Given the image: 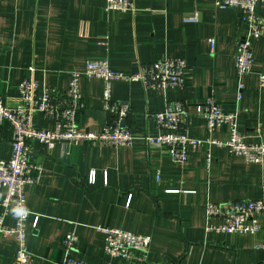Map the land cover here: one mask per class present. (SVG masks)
I'll list each match as a JSON object with an SVG mask.
<instances>
[{"label": "crops", "instance_id": "obj_1", "mask_svg": "<svg viewBox=\"0 0 264 264\" xmlns=\"http://www.w3.org/2000/svg\"><path fill=\"white\" fill-rule=\"evenodd\" d=\"M133 1L136 12L125 13L107 10V0H0V92L11 106L20 104L18 86L25 78L33 75L41 85L62 92L70 73L83 70L88 58L107 57L115 70L126 73L167 56L189 64L183 86L147 89L140 81H113V98L131 108V145L63 140L50 148L32 142V158L42 166L38 182L26 187L33 264L64 260L68 232L78 235L73 255L86 264H142L110 260L100 226L150 235L145 264H264V219L255 234L222 233L208 230L206 214L209 202L260 198L264 162H249L213 146L208 164V149L198 146L182 165L166 148L145 139L164 131L151 114L163 111L170 100L190 105L189 133L207 138L205 119L192 105L214 98L224 111L237 110L248 142H264V86L259 79L264 73V31L254 42L253 70L242 77L245 88L238 100L236 43L245 33L239 9L218 8L215 0ZM257 11L264 17V0L257 3ZM195 13L196 22L186 20ZM80 87L84 106L78 127L101 131L108 120L104 81L82 77ZM34 122L39 128L54 126L41 113ZM227 132L223 127L214 136L224 138ZM13 134V126L4 121L0 160L11 157ZM5 222L14 224L11 217ZM17 248L15 237L0 234V264H13Z\"/></svg>", "mask_w": 264, "mask_h": 264}, {"label": "built area", "instance_id": "obj_2", "mask_svg": "<svg viewBox=\"0 0 264 264\" xmlns=\"http://www.w3.org/2000/svg\"><path fill=\"white\" fill-rule=\"evenodd\" d=\"M259 0H215V6L222 9H239L245 25V33L237 40L235 65L238 72L237 98L241 99L245 85L242 77L253 70V45L264 31V17L257 11ZM107 10L136 12L133 0H107ZM198 14L187 16V21L196 22ZM212 48L213 40H210ZM187 60L180 57H164L144 63L134 73L115 70L107 57L88 58L83 70L70 73L69 86L65 91L55 87L41 85L33 75L25 78L18 86L20 104L9 105L0 92V125L8 121L14 130L12 153L8 160H0V234L15 237L18 248L13 264H33L35 254L27 244V223L30 211L27 208L26 187L35 184L40 178L42 166L32 158V142H42L53 148L58 141L92 143L102 142L112 146L131 145L135 139L127 123L130 105L112 96V84L115 80L140 81L147 89L183 86ZM82 77L101 78L104 81L103 109L108 120L101 131H83L78 127V114L84 106L80 87ZM260 84L264 86V73L259 74ZM190 105L181 100L168 101L163 111L151 116L156 120L160 131L145 136L149 144L166 148L172 160L185 164L191 149L206 146L208 164L212 158L213 146L224 147L231 154L243 156L247 161L262 164L264 162V142H248L247 135L239 128L238 112H226L214 98L192 105L193 110L206 122L209 136L201 139L191 135L186 127ZM41 113L54 121L53 128H39L35 125V114ZM227 128V136H214L216 131ZM91 182L95 181L94 172ZM159 172L156 179L159 180ZM193 192L191 190H186ZM132 194L129 196V203ZM208 230L222 233H252L261 229L264 219V194L257 199H238L229 202H209L206 209ZM11 217L13 225L6 224ZM104 234V251L108 258L148 263L152 237L148 234H136L117 227H99ZM79 242L75 232H68L63 245L66 250L64 260L56 264H86L73 253ZM261 245H258L260 247ZM107 264H110L108 262Z\"/></svg>", "mask_w": 264, "mask_h": 264}]
</instances>
